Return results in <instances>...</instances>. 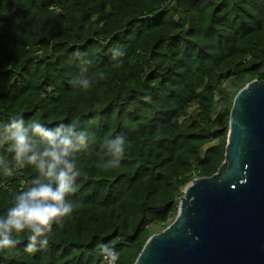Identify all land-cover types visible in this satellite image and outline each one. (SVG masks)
Returning a JSON list of instances; mask_svg holds the SVG:
<instances>
[{"label":"trees","instance_id":"16d2710c","mask_svg":"<svg viewBox=\"0 0 264 264\" xmlns=\"http://www.w3.org/2000/svg\"><path fill=\"white\" fill-rule=\"evenodd\" d=\"M114 49L126 51L119 66ZM82 74L87 91L73 85ZM252 80L264 81V0H0V122L95 134L76 156L71 217L46 248L25 252L22 235L0 264H103L100 244L134 264L185 186L217 172L233 99ZM115 135L126 157L104 169L100 145ZM0 155L11 160L6 145ZM35 175L0 172V213Z\"/></svg>","mask_w":264,"mask_h":264},{"label":"water","instance_id":"95a60500","mask_svg":"<svg viewBox=\"0 0 264 264\" xmlns=\"http://www.w3.org/2000/svg\"><path fill=\"white\" fill-rule=\"evenodd\" d=\"M177 198L175 219L134 264H264V81L234 97L217 172Z\"/></svg>","mask_w":264,"mask_h":264},{"label":"clouds","instance_id":"9594fccd","mask_svg":"<svg viewBox=\"0 0 264 264\" xmlns=\"http://www.w3.org/2000/svg\"><path fill=\"white\" fill-rule=\"evenodd\" d=\"M125 56V50L114 49L109 62L119 66ZM92 83L83 74L73 81L74 87L85 91ZM94 140L95 134L72 123L49 128L36 120L25 122L22 117L0 122V145H6L11 153V160L0 155V172L12 177L26 167L36 170V175L0 213V250L14 249L21 243L19 237L25 234V252L34 253L48 246L54 226L63 224L77 207L73 197L82 170L76 156ZM127 145L123 135L105 136L100 145L101 167L119 168ZM98 254L103 257V264H118L120 254L114 247L100 244Z\"/></svg>","mask_w":264,"mask_h":264},{"label":"rangeland","instance_id":"374dc122","mask_svg":"<svg viewBox=\"0 0 264 264\" xmlns=\"http://www.w3.org/2000/svg\"><path fill=\"white\" fill-rule=\"evenodd\" d=\"M178 199V198H177Z\"/></svg>","mask_w":264,"mask_h":264}]
</instances>
